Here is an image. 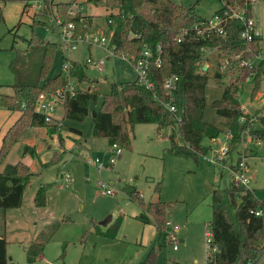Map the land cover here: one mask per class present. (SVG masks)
<instances>
[{
	"label": "rangeland",
	"instance_id": "374dc122",
	"mask_svg": "<svg viewBox=\"0 0 264 264\" xmlns=\"http://www.w3.org/2000/svg\"><path fill=\"white\" fill-rule=\"evenodd\" d=\"M71 1L79 2L81 7L84 3L79 0ZM173 1L185 6L194 5L196 12L205 18H210L222 6V0ZM30 2L43 5V0ZM87 2L82 12L93 18V31L104 30L102 33L105 34V45L93 43L87 46L85 42L79 41L76 49L71 51V57L73 61L81 63L87 57L105 60L101 70L92 64H83V72L89 79L79 83L81 88H89L98 93V98L95 104L89 106L88 113L81 122L63 119L62 126L54 131L48 126L28 128L0 163L1 171L8 164L22 161L33 174L24 189L21 205L4 211L8 264H136L153 248L156 253L154 264H205V232L206 224L211 218V191L216 187L229 186L231 164L241 160L247 163V174L250 177L247 186L255 190L259 200L264 201V133L258 141L245 135L237 146L241 145L240 151H226L220 160L219 151H212L223 144L220 141H224V138L220 136V141L213 143L209 138H203L202 144L207 147L211 144V150L195 159L168 152L166 129L157 132L155 124L140 123L135 126L130 148L121 147L122 152L116 163L98 174L89 161L98 158L106 163L111 145L106 137L93 135L91 110L99 107L111 82L134 80L136 71L127 57L113 53L106 29L104 7L95 6L89 0ZM23 5L20 1L0 5L4 17L0 22L1 93H11V87L7 85H11L14 78L8 64L14 58L16 50L26 48L31 29L43 40L58 45L61 42L52 16L44 18L32 7L28 12H23ZM251 5V17L255 26L262 29L260 31L263 35L264 0H251ZM33 16L35 21H42L46 25L40 23L31 26ZM213 53L209 50L204 52V65L208 66L205 59ZM62 58L58 49L51 73L60 71ZM261 61L259 67L264 77V59ZM228 66L225 64L222 68L225 73L220 80L213 77L209 79L208 99L218 96L229 82L231 70L228 71ZM252 86L251 78L242 83L241 105L253 114L252 117L258 118L251 121L252 127L264 130L261 116L254 114L264 112L259 111L264 107V94L263 101L252 100ZM263 90L264 79L259 88V91ZM61 113V110L57 111V114ZM17 115L18 112L0 109V144L3 134ZM211 118L213 112L208 111L207 119ZM69 127L79 129L81 135H73L75 139L65 136L60 141L63 134L69 132ZM25 146L32 148L23 153ZM58 154L62 158L56 161ZM63 161L70 175L68 182L60 176V163ZM226 163L229 164V169L222 166ZM98 178L109 182L113 188L112 194L101 193L97 186ZM158 182L159 192L156 190ZM39 187H43L45 191L43 206H37L34 200ZM133 189L141 193L140 198L145 203L158 199L169 203L165 220L179 227L175 249L168 239L169 227L156 230L149 212L130 197ZM94 225L103 231L108 229V233L114 236L96 233ZM53 231L50 237L49 232ZM42 240L46 242L40 249L39 243ZM28 256L32 260L29 261Z\"/></svg>",
	"mask_w": 264,
	"mask_h": 264
},
{
	"label": "trees",
	"instance_id": "16d2710c",
	"mask_svg": "<svg viewBox=\"0 0 264 264\" xmlns=\"http://www.w3.org/2000/svg\"><path fill=\"white\" fill-rule=\"evenodd\" d=\"M14 1L25 2L26 6L30 2L0 0V3ZM89 1L106 10L105 23L107 32L111 33L113 53L127 57L131 63L143 56L145 47H150L153 53L147 69L153 89L147 88L137 78L111 82L99 107L91 110L94 136L106 137L109 145L116 143L119 147L128 149L135 126L153 123L157 132L164 129L168 131L169 153L195 159L205 155L210 148L202 144L203 138H224L229 132L227 153H233L238 152L237 146L245 135L257 140L263 136L264 130L252 127L253 117L244 111L240 101L241 86L247 79L251 78L253 83L251 97L259 91L261 80L264 79L259 67L262 61L251 66H240L239 62L257 55L264 38L258 35L250 41H243L240 32L244 28V21L228 16L238 7L243 9L245 18L251 17V0H222V6L214 12L228 16L222 33L206 29L207 18L199 15L194 5L185 6L173 0ZM71 6V0H43L42 9L37 12L44 18L52 16L58 19L60 25L72 22L74 36L84 35L91 30L92 18L81 13L70 16ZM32 18L31 26L40 23L46 25L42 21H35V16ZM3 19L0 8V22ZM26 42V48L16 50L14 58L8 64L14 78L12 93H0V107L18 112V116L2 136L0 163L28 128L48 126L52 131L57 129L55 124L49 125L44 121L35 105L40 93L53 92L64 84L60 73L50 75L59 49L58 44L36 36L33 29ZM207 50L214 53L205 56L208 66L203 70L202 60ZM156 56L159 58L158 64L155 62ZM225 58L229 65L228 71L231 70L229 82L218 96L208 99L209 79L213 77L220 80L223 77L225 72L221 67ZM71 75L79 83L89 79L83 72V63L78 61H73ZM172 75L177 76L178 80L175 88L168 94L163 88V80ZM170 95L173 97L174 111L166 106ZM97 98L98 93L94 91L77 90L64 102L62 119L81 122L87 115L89 106L95 104ZM208 111L213 112V118L207 119ZM260 120L264 125V115ZM74 130L80 133L79 130ZM30 148L32 147L25 146L23 153ZM57 157L56 161L60 155ZM231 165L232 170H235L238 162ZM32 175L28 165L22 161L8 164L0 171V264H8L4 211L21 205L24 189ZM130 197L149 212L157 231L165 230V214L169 203L160 199L145 203L136 189L130 191ZM34 200L37 206L44 205L43 187L36 190ZM210 205L211 218L206 228L210 232L212 243L217 247L210 263L255 264L264 252V201L256 197L255 190L251 187L230 181L226 188L212 189ZM257 210L262 213L256 215ZM54 231L49 232L50 237ZM94 231L114 236L108 233V229L103 231L96 225ZM42 241L39 243L40 249L46 242ZM155 259L153 248L136 264H154ZM28 260H32L30 256Z\"/></svg>",
	"mask_w": 264,
	"mask_h": 264
},
{
	"label": "built area",
	"instance_id": "2783aa9c",
	"mask_svg": "<svg viewBox=\"0 0 264 264\" xmlns=\"http://www.w3.org/2000/svg\"><path fill=\"white\" fill-rule=\"evenodd\" d=\"M79 2L72 3V6L69 10L70 16H74L77 13H81L83 8L78 5ZM41 4H36L33 2H29L27 5V8H34L35 10L39 11L42 9ZM226 13V11H224ZM228 16H234L242 19L244 21V28L240 32V38L243 41H250L254 36H258L259 32L256 29L254 20L252 17L245 18L243 15V9L236 7L232 12L231 15ZM228 16H221L217 13H213L210 18H207L206 21V29H215L218 32L222 33L223 31V24L225 23V20ZM55 23L58 29V32L61 36V45L59 46V51L62 54V64L61 69L58 73H60L61 77L63 78L64 84L57 88L53 92L49 93H40L37 100L35 109L37 112H39L43 118L44 121L47 123L53 122L55 126L60 127L63 124V105L66 101L67 97L73 96L77 90H89V88H81L79 86V82L71 75V70L73 68V60L71 57V51L76 49V43L79 41L85 42L87 46L92 45L93 43H97L98 45L104 46L105 45V34L101 31H92L86 32L84 35H78L74 36V24L72 22L67 23L66 25H60V22L58 19H55ZM111 33H109L110 38ZM261 49L260 52L255 55L251 59H242L239 62L240 66L243 65H255L256 62L258 63L262 59H264V42H261L260 45ZM158 52V51H157ZM143 56L139 59H137L132 65L133 68L136 71V78L144 83L147 88L153 89V84L149 80L147 76V69L149 64V58L152 57L153 53L150 47H145L143 50ZM157 57V56H156ZM105 60L103 58H92L87 57L83 64H92L95 67L98 68V70H101ZM155 62L159 63V58L157 57ZM228 64L227 59L225 58L223 60V65L221 68H224V65ZM178 80L177 76L172 75L169 77H166L163 80V88L165 91L170 94V92L175 88L176 81ZM173 97L170 95V101L166 104L168 109L170 111L175 110V106L172 103ZM61 110V115L57 114V111ZM59 115V116H58ZM229 135V132L225 134V140L222 142L223 144H220L218 153H219V159H222L227 151V137ZM222 145V146H221ZM111 153L107 159L106 163L101 162L98 158H95L94 160H90V164L94 167L95 171L99 174L102 169L113 166L117 158L121 155L122 149L119 147L116 143L112 144L111 146ZM237 169L231 171V180L233 182H240L245 185L248 184V180L250 177L247 174V165L244 161H238ZM60 176L63 178L65 182H68L69 180V173L66 169L65 161L60 163ZM97 186L100 189L102 194H112L113 188L109 184V182L103 180L102 178L97 179ZM261 210L255 211L256 215L261 214ZM165 226L169 227L168 231V239L170 242L173 243V248L175 249L177 247V239L176 234L179 230V227L176 224H172L168 220L165 221ZM205 243H206V264H211V256L212 253L217 250V247L212 243L211 236L209 230L206 228L205 232ZM255 264H264V252L260 256V258L256 261Z\"/></svg>",
	"mask_w": 264,
	"mask_h": 264
},
{
	"label": "crops",
	"instance_id": "0c3cea01",
	"mask_svg": "<svg viewBox=\"0 0 264 264\" xmlns=\"http://www.w3.org/2000/svg\"><path fill=\"white\" fill-rule=\"evenodd\" d=\"M80 2L81 1H83L84 3H83V6H82V8L85 6V2L86 3H88L87 2V0H79ZM21 3H23L24 5V8H23V12H28V8H27V6L25 5L26 3L25 2H21ZM6 3H0V5L2 6H4ZM39 4V3H38ZM26 9V10H25ZM83 10H84V8H83ZM106 11V10H105ZM35 12L36 13H38L37 12V10H35ZM81 14H83V15H87L86 13H84V12H82L81 11ZM55 21V20H54ZM257 23L259 24V18H258V20H257ZM258 26H256V29L258 30V32H259V36H261V37H263L264 38V34L263 35H261L263 32L262 31H260V30H262V29H258L257 28ZM55 28L57 29V26H56V23H55ZM93 18H92V20H91V30L93 31ZM58 30V29H57ZM102 29H100V31H101ZM99 31V30H98ZM101 32H104V30H102ZM261 32V33H260ZM60 44H61V42H59V45H58V47L60 46ZM60 52V51H59ZM54 65V64H53ZM52 69V68H51ZM57 72V71H56ZM56 72L55 73H51V70H50V75H55L56 74ZM248 80V79H247ZM246 80V81H247ZM7 86H10L11 87V85H7ZM11 90V93H12V88L10 89ZM1 93V92H0ZM10 92L9 93H7V94H11ZM263 94H264V90L263 91H259V92H257L256 93V95L254 96V98H252V100H255V101H257V102H259V101H263ZM240 101H241V95H240ZM242 107H243V105H242ZM0 109H3V108H0ZM244 109V108H243ZM261 110H264V107H262L261 109H259V111H261ZM244 111L246 112V113H249L251 116H253V114L251 113V112H249V111H247V110H245L244 109ZM263 111L261 112V113H254V114H259L260 116H262L263 115ZM259 115H257V116H259ZM18 116V115H17ZM16 119V118H15ZM14 119V120H15ZM258 118H256L255 116L253 117V120H257ZM74 129H77V128H75V127H69V132H67V134L65 133V134H63V137L61 138V140L60 141H63L65 138H72V139H75V137H73V135L75 136H77V135H81V131L79 130V129H77V130H79L80 131V133H78L77 131H75ZM66 136V137H65ZM61 137V136H60ZM65 137V138H64ZM224 140H225V137H224ZM217 141H220V138H216V139H210V142L211 143H213V142H217ZM258 141V140H257ZM221 142H223V141H220V143ZM63 144V143H62ZM61 144V145H62ZM209 149L211 150V144H209ZM219 148V147H218ZM218 148L215 150V149H213V151L212 152H214V153H216L217 151H218ZM241 148V145H240V147H238L237 148V150H239ZM240 151V150H239ZM60 158H62V157H60ZM59 158V159H60ZM219 163V162H218ZM227 164V165H226ZM226 164H222V166L223 167H225V166H227L228 167V169H229V164L228 163H226ZM247 164V163H246ZM247 168H248V165H247ZM231 171H232V169H229V172H230V178H231ZM230 181H231V179H230ZM141 194V193H140ZM155 226V225H154ZM142 259V258H141ZM141 259H139V260H141ZM206 259V258H205ZM138 260V261H139ZM137 261V262H138ZM206 264V263H205Z\"/></svg>",
	"mask_w": 264,
	"mask_h": 264
},
{
	"label": "water",
	"instance_id": "95a60500",
	"mask_svg": "<svg viewBox=\"0 0 264 264\" xmlns=\"http://www.w3.org/2000/svg\"><path fill=\"white\" fill-rule=\"evenodd\" d=\"M203 70H205L207 68V65H204L203 67ZM243 236V234H241V237Z\"/></svg>",
	"mask_w": 264,
	"mask_h": 264
}]
</instances>
